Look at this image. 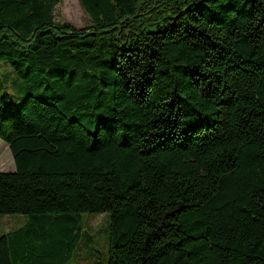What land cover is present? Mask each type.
I'll use <instances>...</instances> for the list:
<instances>
[{"label":"trees","instance_id":"16d2710c","mask_svg":"<svg viewBox=\"0 0 264 264\" xmlns=\"http://www.w3.org/2000/svg\"><path fill=\"white\" fill-rule=\"evenodd\" d=\"M59 2L0 0V264H68L82 214L107 264H264V0Z\"/></svg>","mask_w":264,"mask_h":264},{"label":"rangeland","instance_id":"374dc122","mask_svg":"<svg viewBox=\"0 0 264 264\" xmlns=\"http://www.w3.org/2000/svg\"><path fill=\"white\" fill-rule=\"evenodd\" d=\"M54 18L56 23L68 24L76 30H86L92 26L78 0H60L54 10ZM14 78L15 74L11 70L4 65L0 66V104L4 108L19 105V92L14 86ZM14 171L15 166L8 147L0 140V173ZM28 221V217L23 215L0 216V236L18 230ZM76 223L77 230H82V237L68 264H107L109 215L82 214L76 218Z\"/></svg>","mask_w":264,"mask_h":264},{"label":"crops","instance_id":"0c3cea01","mask_svg":"<svg viewBox=\"0 0 264 264\" xmlns=\"http://www.w3.org/2000/svg\"><path fill=\"white\" fill-rule=\"evenodd\" d=\"M24 225H25V224H24ZM24 225H23V226H24ZM23 226H22V227H23ZM22 227H20V228H22ZM20 228H19V229H20ZM15 231H16V230H15Z\"/></svg>","mask_w":264,"mask_h":264}]
</instances>
